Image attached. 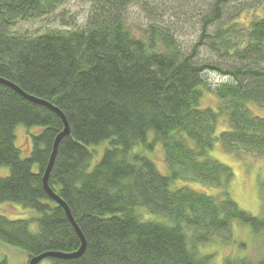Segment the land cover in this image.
Here are the masks:
<instances>
[{
  "label": "trees",
  "instance_id": "obj_1",
  "mask_svg": "<svg viewBox=\"0 0 264 264\" xmlns=\"http://www.w3.org/2000/svg\"><path fill=\"white\" fill-rule=\"evenodd\" d=\"M70 1L0 0V79L55 106L70 126L48 184L87 246L80 258L47 260L214 264L216 254L201 248L228 244L235 223L264 235V218L229 195L232 168L209 154L221 145L264 159V0H84L91 7L82 29L13 32ZM135 6L138 19L131 18ZM63 129L54 111L0 83V168L10 171L0 177V204L31 215H0V243L24 252L28 263L81 247L43 184ZM20 130L30 145L24 149ZM159 145L168 176L147 157ZM182 181L201 190L177 187ZM211 187L218 195L206 194ZM232 257L223 264H264V255Z\"/></svg>",
  "mask_w": 264,
  "mask_h": 264
},
{
  "label": "rangeland",
  "instance_id": "obj_2",
  "mask_svg": "<svg viewBox=\"0 0 264 264\" xmlns=\"http://www.w3.org/2000/svg\"><path fill=\"white\" fill-rule=\"evenodd\" d=\"M84 0H71L68 4L59 9V11L49 17H45L36 21L21 22L13 28L15 33H29L31 35H39L52 30L62 29H82L86 25L90 5ZM139 7L132 8L131 18H140L141 10ZM63 25H70L64 27ZM209 78L213 83L222 82V78L217 75L210 74ZM206 104H209V100ZM264 116V111L260 112ZM23 128V127H20ZM25 130L18 132L17 143L22 149L29 145ZM160 146V145H159ZM162 148V146H160ZM100 151V150H99ZM163 151V148H162ZM159 149L155 152H148V156L155 164L161 174L169 175V169L165 161V153ZM101 153V151H100ZM164 154V155H163ZM210 157L232 168L234 180L230 187L231 198L239 205V207L250 215L264 218V159L247 156L244 153L230 154L222 148L221 145L215 146L210 153ZM155 159H154V157ZM164 156V158H163ZM102 154L97 157L101 159ZM10 171L7 168H0V177L9 176ZM177 187L188 186L195 190H201L200 184L178 182ZM175 186V187H176ZM207 195H218L217 188H210ZM0 215H6L10 220L26 219L29 215L18 205L0 204ZM232 239L228 244H224L221 240L211 244L209 247L201 248V254H216L213 258L214 264H223L225 256L231 255L232 258H243L248 256L251 260L261 259L264 255V235L254 234L249 226L235 223L233 225ZM36 231V228H33ZM228 246V247H222ZM27 255L8 245L0 243V262L8 261L9 264H28ZM40 264H53L50 260H44Z\"/></svg>",
  "mask_w": 264,
  "mask_h": 264
},
{
  "label": "water",
  "instance_id": "obj_3",
  "mask_svg": "<svg viewBox=\"0 0 264 264\" xmlns=\"http://www.w3.org/2000/svg\"><path fill=\"white\" fill-rule=\"evenodd\" d=\"M0 83L12 88V90H15L16 92H18L21 96L26 98V100H30L31 102L40 104L42 106L47 107L48 109H51L61 118L63 125H64L63 131L54 140L55 142L53 145L51 157H50V160L48 161L49 164L47 166L46 172H44L45 175L43 178V184H44V188L47 192L46 194H48L50 196V198L56 202V204L60 205L65 210V212H66L65 214H67L71 224H73V227H74L75 231L77 232L76 234H78V236L81 239V244H80L81 247L74 254L73 253L72 254L63 253V252H53V253L47 252L45 254H42L40 256H37L35 258L30 259L28 264H40L42 261H44L48 258H56V259H76V258H79L84 254V252L86 250V246H87L84 234H82L78 224H76V221L74 220L67 204L64 203V201L62 199H60V197L50 189L49 184H48L49 177H50L51 171H52L54 163H55L54 161L56 160V157L58 154L59 145H60V142L62 141L61 139L68 137L70 135V129H69L70 126L68 124V121H67L66 117L64 116V114L59 109H57L55 106H53L52 104L47 103L43 100L36 99L35 97H32V96L24 93L22 90H20V88H18L17 86L13 85L10 82H7L5 80L0 79Z\"/></svg>",
  "mask_w": 264,
  "mask_h": 264
},
{
  "label": "bare ground",
  "instance_id": "obj_4",
  "mask_svg": "<svg viewBox=\"0 0 264 264\" xmlns=\"http://www.w3.org/2000/svg\"><path fill=\"white\" fill-rule=\"evenodd\" d=\"M6 81V80H5ZM8 82V81H7ZM14 85V84H13ZM16 86V85H15ZM75 253V252H74ZM69 254H72V253H69ZM82 257V256H81ZM80 258V257H79Z\"/></svg>",
  "mask_w": 264,
  "mask_h": 264
}]
</instances>
